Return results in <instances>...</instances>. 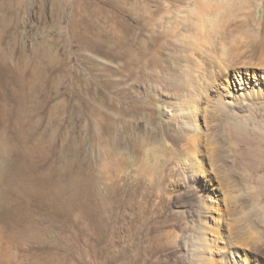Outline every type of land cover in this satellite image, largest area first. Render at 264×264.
<instances>
[{
	"label": "rangeland",
	"instance_id": "374dc122",
	"mask_svg": "<svg viewBox=\"0 0 264 264\" xmlns=\"http://www.w3.org/2000/svg\"><path fill=\"white\" fill-rule=\"evenodd\" d=\"M263 2L0 0V264H198L210 248L215 264H264L261 189L232 158L225 180L231 169L206 146L187 169L169 141L160 177L185 180L172 196L138 170L162 133L177 132L181 104L153 91L174 83L191 47L201 57L230 13L227 41L250 18L246 4L264 19ZM239 71L219 88L226 102L261 91L260 76ZM248 103L227 124L250 134L264 127V104Z\"/></svg>",
	"mask_w": 264,
	"mask_h": 264
},
{
	"label": "bare ground",
	"instance_id": "6f19581e",
	"mask_svg": "<svg viewBox=\"0 0 264 264\" xmlns=\"http://www.w3.org/2000/svg\"><path fill=\"white\" fill-rule=\"evenodd\" d=\"M239 7L240 6H238V8ZM241 8L242 7H240V9ZM246 9L250 10V18L242 13V15L245 16L242 23L238 25L236 22L235 28L231 27L230 29V41H227L229 38L226 39L223 31L225 26L229 25L228 22L236 18L235 16H230L231 13L228 15V18L216 23L213 36L208 38V41L205 43L208 44L209 47L202 50L200 54L201 57H198L199 55L196 53V49L191 47L188 54H182L184 70L181 74L176 76L174 83L156 89L154 90L155 92L153 91L156 97L168 98L175 101L174 104H181L180 106L176 105V107H178L177 112H179L175 120V125L178 124L177 132L170 133L169 131H165L162 133L159 138L160 143H163L161 144L162 146L151 151L148 156L150 157L148 162L142 163V166L138 169L141 174L145 175V179L147 178L150 183H156L158 187L162 186L163 194L165 195L172 196L180 192L185 185V180L177 173H172L170 176L171 178L168 179L163 178V175L160 177V174H162L160 168L167 156L166 149L168 142L172 141V144L176 143L181 145V147L185 149V153L189 155L191 164L189 163L190 167L187 169H191L192 166L198 164L195 159L203 155L201 147L206 146L214 166L222 164L219 165L220 168L226 166L231 169L229 170L230 174L229 171H227L228 175L224 176L225 180H228V178L233 179L234 174H236L233 167L231 168L228 166L227 159L232 158L234 167L243 171L242 173H246L248 179L259 186L261 189L260 197L264 201V177L262 178L260 176L262 174L264 175V127L259 131L248 134L244 132L245 130L243 132H238L231 125L227 124L228 120L234 119L235 111L242 109L245 102H249V106H252L251 103L264 104V83H262V80H264V19L261 18L257 20V11L255 8H252L251 5L246 4ZM218 13L220 14V12ZM236 13L238 14V12ZM239 13L241 14V12ZM221 15L219 17H221ZM229 42L232 45L231 48L228 47L229 45L227 46ZM239 69L240 71L239 73L236 72V75H239L242 79L241 73L243 72H246V76L248 73L254 74L256 77L260 76L262 79L261 91H247L243 98L240 97L239 99V97H236L235 101L226 102V100L221 97L219 88L224 86L230 90L233 72ZM204 104H208L211 110L203 108ZM262 107L264 108V106ZM262 107L260 106V110H262ZM202 115L206 117V123H209L212 129V132L209 130L211 133L206 134L204 138V135L202 136L199 131V126L196 124ZM262 120L264 121V116ZM182 126H189L191 129H186ZM221 128L225 129L223 134L220 131ZM228 145L229 147H227ZM227 153H229V155H227ZM199 164H201V162ZM162 168L164 169V167ZM244 203L245 201L242 202L240 206L244 205ZM252 219L253 218L248 217V219L243 220L248 222L250 229L254 228L257 231V235H260L261 229L258 225L259 223L257 224V222ZM254 239L256 243L261 240L256 237ZM213 243L212 245H215L216 241H213ZM256 243H253V245ZM191 247L197 248L198 243L192 242ZM213 250L214 248H210L209 252L212 253H210L209 259L202 260V258L198 256V258H200L198 264H215L217 255L215 252L213 253ZM190 251L193 250L188 248V252ZM242 260H244V258H242ZM239 264L242 263L239 262Z\"/></svg>",
	"mask_w": 264,
	"mask_h": 264
}]
</instances>
